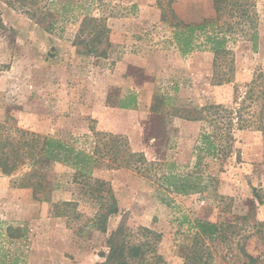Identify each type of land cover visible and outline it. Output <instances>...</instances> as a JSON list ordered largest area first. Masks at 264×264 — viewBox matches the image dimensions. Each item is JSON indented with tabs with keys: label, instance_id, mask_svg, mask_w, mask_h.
<instances>
[{
	"label": "rangeland",
	"instance_id": "rangeland-1",
	"mask_svg": "<svg viewBox=\"0 0 264 264\" xmlns=\"http://www.w3.org/2000/svg\"><path fill=\"white\" fill-rule=\"evenodd\" d=\"M254 1L257 50L229 42L233 83L214 85L213 53L181 55L157 0H0V124L86 151L94 147L93 128L125 138L132 152L154 163L148 178L122 167L93 171L121 211L107 219L105 233L91 228L101 199L75 184L69 167L44 169L58 185L51 202L77 203L81 217L74 222L49 218L48 203L35 201L31 189L11 187L15 176L0 173V264H103L100 254L121 222L161 234L166 264H185L195 244L206 264H264V129L236 130L227 160L218 163L197 157L206 124L183 119L212 104L235 108V86L241 94L254 75H264V0ZM170 8L189 24L215 16L212 0H174ZM47 9L51 17L42 15ZM86 15L104 19L109 29L98 45L102 56L87 53L90 37H78ZM99 140L102 149L108 141ZM170 171L198 176L203 189L167 190L160 177ZM196 219L219 225L220 237L198 236L191 228ZM7 225L26 229L25 236L8 238Z\"/></svg>",
	"mask_w": 264,
	"mask_h": 264
},
{
	"label": "trees",
	"instance_id": "trees-1",
	"mask_svg": "<svg viewBox=\"0 0 264 264\" xmlns=\"http://www.w3.org/2000/svg\"><path fill=\"white\" fill-rule=\"evenodd\" d=\"M174 0H157L161 9V21L173 29V42L178 52L186 56L192 52L208 48L213 53L214 85L230 84L234 80V52L227 47L229 42L242 41L250 45L253 52L257 50L258 21L254 0H212L215 16L202 19L198 23H184L179 20L170 8ZM166 7L168 13L163 9ZM44 17H51L47 9ZM104 19L84 16L81 20L79 36L83 39L90 37L87 43L89 55H104L100 50L102 37L107 36L109 29L104 25ZM55 20L46 26L52 31ZM3 23L0 19V29ZM1 71V70H0ZM245 90L238 93L234 99L238 102L235 108L228 109L224 105L212 104L195 110L192 114L183 116L190 122L206 124L198 136L196 151L198 160L211 157L218 163L227 160L230 147L234 142V132L247 129L263 130L264 120V75L259 72L249 83L244 85ZM121 108H130L121 106ZM134 108V107H131ZM93 150L86 151L77 148L73 143L43 137L21 128L6 127L0 124V173L4 176H15L10 181L13 188L31 189L35 201L48 203L47 215L49 218L65 217L70 222L78 221L81 215L76 212L75 202H51V193L58 188L46 180L45 167L49 164H60L74 171L72 181L83 187H88L91 197L99 201V206L91 220V228L103 233L106 232L107 219L112 215L120 214L117 203L105 182L94 179L93 171L106 168H127L149 177L151 166L142 153L132 152L127 140L112 133H100L93 128ZM108 142L102 149L98 146L100 138ZM97 143V145H96ZM107 158L103 164L101 159ZM115 165V167L109 166ZM148 176V177H147ZM161 186L176 194L190 195L203 188L199 187L198 176H180L171 171L160 177ZM202 180V179H201ZM191 228L196 234L208 239L220 237L219 225L202 220H194ZM26 229L14 228L7 225L5 234L8 238H22ZM161 234L147 227H128L121 222L116 230L108 236L107 252L101 253L103 264H166L164 256L159 252ZM201 249L192 246L185 256V264H206L200 255Z\"/></svg>",
	"mask_w": 264,
	"mask_h": 264
}]
</instances>
